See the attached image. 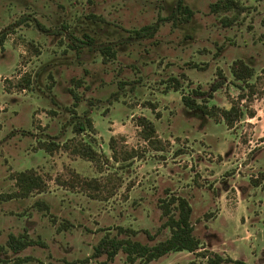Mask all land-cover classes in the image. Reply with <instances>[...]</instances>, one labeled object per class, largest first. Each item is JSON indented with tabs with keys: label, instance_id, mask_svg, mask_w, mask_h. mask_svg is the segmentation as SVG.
I'll return each mask as SVG.
<instances>
[{
	"label": "rangeland",
	"instance_id": "1",
	"mask_svg": "<svg viewBox=\"0 0 264 264\" xmlns=\"http://www.w3.org/2000/svg\"><path fill=\"white\" fill-rule=\"evenodd\" d=\"M213 1L183 0L193 14L177 23L170 18L177 0H0V264H127L122 251L107 261L93 256L94 247L104 235L125 237L117 226L149 245L164 239L159 202L169 194L190 202L201 252L264 262V0H238L244 11L227 25L221 18L233 13H211ZM151 23L158 29L150 37L127 31ZM102 45L116 56L103 57ZM236 59L254 70L244 90L230 72ZM219 72L225 80L211 103L254 114L232 127L181 101L188 87L221 80ZM26 73L32 85L18 89ZM170 76L180 78L179 90L169 87ZM70 90L80 97L74 113ZM84 115L94 131L75 134L73 121ZM138 116L153 122L161 149L138 135ZM82 139L96 162L67 149ZM50 141L60 147L48 154L39 144ZM132 148L136 157L120 158ZM28 169L45 189L6 197L16 189L14 174ZM86 180L101 186L87 190ZM9 234L36 243L14 252ZM148 264L206 259L175 252Z\"/></svg>",
	"mask_w": 264,
	"mask_h": 264
},
{
	"label": "trees",
	"instance_id": "2",
	"mask_svg": "<svg viewBox=\"0 0 264 264\" xmlns=\"http://www.w3.org/2000/svg\"><path fill=\"white\" fill-rule=\"evenodd\" d=\"M209 9L213 14L233 13L232 17L224 15L223 18H221V21L227 25L231 24L236 19V15L244 11V6L238 0H215L209 4ZM192 14V9L185 4L183 0H177L174 9L170 13V18L174 19L177 23H187ZM90 17L93 20L98 19V17L94 14L90 15ZM161 20H164V18L159 17L158 21ZM36 25L39 29H43L39 23H36ZM157 29L158 24L151 23L138 28H132L127 31L129 32L131 38L141 39L152 36ZM83 37L89 45L93 44L94 40L88 34H83ZM73 46H75V44H73ZM99 51L103 57L114 58L116 56L115 49L109 45H102V47L99 48ZM194 67L197 66L194 64L192 68ZM230 72L233 77V81L237 83V88L244 90L247 86L250 87L248 80L254 75V70L250 65L241 59H236L230 65ZM218 74L221 80H215L210 84L208 89L203 88L201 84H196L194 87H188V90H184L181 93L182 104L188 110L197 111L201 116H207L214 120L218 119L228 127H232L234 122L240 120L244 115L253 117L254 114L252 111L247 112L237 104L233 103L229 108H221L211 103L210 99L213 98L214 92L221 87L223 81L225 80V77L221 74V72ZM181 76L184 77V74H181ZM32 80L31 75L26 73L22 75L18 82H16V86L18 89L28 88L32 85ZM179 80V77L170 76L168 82L171 84H169V87L174 90H179L181 88ZM70 93L74 99L71 108L74 113L73 108L77 105L80 97L73 90H70ZM113 96L116 97V93L113 94ZM244 96H240V98H243ZM136 125L139 127L138 135L147 143V145H150L154 149H161L158 145L160 140L156 137L155 127L151 120L145 116H138L136 119ZM72 130L75 134H81L87 133L88 131H94V127L92 126L90 117L84 115L83 117L75 118ZM114 139L115 138L113 136L109 139V148L111 149L113 155L116 154ZM64 145V147H67V143H64ZM72 146V148H67L70 153L92 162L97 161L98 153L94 150L89 141L83 139L78 140ZM59 147L60 144L54 141L40 142L39 144V148L43 149L48 154H51ZM123 151L124 152L120 157L123 160L134 158L138 154L137 150L133 148ZM114 157L116 158L115 155ZM13 179L15 180L16 189L7 194L6 197L25 198L33 192H42L46 187L45 180L33 169L16 172ZM82 184V187L87 190H97L99 186H101L100 182L95 180H86L83 181ZM0 197H2V195H0ZM159 208L161 209L162 217L165 218L160 227L162 229L166 228L169 231L168 235L164 239L149 245L130 238V235H134L136 233L135 230L117 226L118 234H125L126 236L118 238L116 236L110 237L108 235H104L94 247L93 256L105 255L107 261H112L118 251H122L125 254L127 264H135L137 261H140V264H148L170 253L189 252L200 253V255L206 259V264H264V262L251 263L241 258L223 256L222 254L214 251L202 250L203 252H201L203 246H201L199 238L194 235V226L191 222L192 207L186 197L169 194L165 198L160 199ZM150 239H153V237H150ZM6 243L10 250L16 252L24 249L28 245H31V243L36 242L33 240L27 241L24 239V236L9 234ZM22 260L26 261L28 258L25 257L22 258ZM69 264H74V262ZM102 264L108 263L103 261Z\"/></svg>",
	"mask_w": 264,
	"mask_h": 264
}]
</instances>
